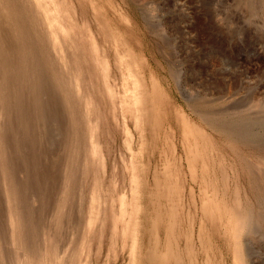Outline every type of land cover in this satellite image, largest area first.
I'll return each instance as SVG.
<instances>
[{
    "label": "rangeland",
    "instance_id": "rangeland-1",
    "mask_svg": "<svg viewBox=\"0 0 264 264\" xmlns=\"http://www.w3.org/2000/svg\"><path fill=\"white\" fill-rule=\"evenodd\" d=\"M66 1L68 4L70 17L72 18L71 20H73L76 25L78 24V31L76 29L71 31L73 32V35L77 37V39H80L78 40V43L80 44V46L78 44L79 50L82 51L83 47V50L86 51H84L85 55L88 53V57L93 56V51L90 52L89 50L91 47H88L90 45L88 42H91V38H93L98 42H96V44L94 43L96 48H98V51H103V53H106L105 51H107L109 54L108 59L110 72L111 75H114L111 77V79H109V81L113 86V93L115 97L112 98L107 93V91L104 92V94L102 92V96L99 94L97 96V93H95V97H93L97 105V114L101 113L103 115L113 113L116 115L115 118L110 117V123L106 126L104 124L101 125L100 122H98L96 129V138L99 140V148H101L100 154L102 153L101 156L103 163V166L100 165L98 168L100 169L98 170L99 173L97 172V184L99 183V186L97 185V188L95 189L91 187L93 183L92 178H94L93 174H87L86 176L82 172H77L75 181L77 184L79 183V185L76 184L75 189L72 190L68 196L69 198L67 203H69L68 205L71 204V206H67V209L70 212L68 213V219L70 218L69 222H72L71 225L78 222V218H81V220L88 218V210H90L89 207H91L92 203L94 205L92 213H94L96 221L92 224L93 227H89L87 229L84 228L83 230L88 234L86 243L87 245L85 246L87 249L84 248L85 250H83L82 253H79L77 256L75 255L76 257L73 256L74 259L72 260L75 261V264H128L130 260L129 248H132V235L135 237L136 244L134 246V258L139 259V254L144 253L146 248L145 245H147L148 241V235H144V232L147 231L146 228L149 227V224L147 225L144 222L146 214L145 210L146 208H150V204L148 205L146 198L149 192L148 185H151L153 172L155 169L159 174L164 171L168 153V159L170 158L169 161L175 163H172L171 166L173 171H175L172 178L175 183H178L180 186V196H174V200L179 203V216L183 220L181 225L182 232H186L191 228L194 230L197 229L199 219L198 216L196 217V215L199 213L198 211L200 208L201 198L214 199L216 201H223L226 203L227 201L234 199L236 196V200L241 208L244 207L248 202L253 210L258 215H260V217H264L263 196L254 191V188L251 185L250 175L247 173L245 168V161L248 160L247 164L250 163L251 166L253 165L257 169V171H253L254 174L256 172V175L253 174L254 177L256 179L259 178L258 180L261 185L264 184V181H262L260 178L263 177L262 174L264 173V162L262 161L264 153L260 150L249 149L247 143L244 144L243 142L244 140H249L252 143H258L259 145L264 146V108H262L264 106V5H262L264 2L261 0ZM102 22L107 23L109 31L111 32L108 40H102L99 36L98 25H100ZM81 27H83V30ZM74 33H76L78 36ZM81 33H84V37L81 35ZM85 37H87L86 40H83ZM79 41H83V44L86 41L87 42L85 43L86 45L84 44V46L81 47V43ZM133 45V49L142 56H145L144 59H146L141 68V74L144 79H149L151 72L154 73L159 85L165 91L166 97L168 96L167 99H169V104H172V106L174 105L175 108L184 111L193 121H196L197 119L196 123L199 124V127L207 133L209 138H211L209 139L208 143L205 142V144H202L193 137L183 140L182 130L179 128L176 129L169 121V114L167 113L168 110H166L165 114H163L164 112L162 111L160 112V114L162 113V117L159 114L161 117L159 118L162 120L159 119L158 121V130L156 133L159 139L157 138L158 141H156L155 144H149V135L147 134L146 129L144 130L145 135L139 137V132L135 129L134 122L132 120L129 121V126L130 129H134L136 131L135 132L133 130L135 135L132 141L123 142L125 141V138L123 139L122 137L125 132L121 127L123 115L122 105H124L125 108L128 105L127 102H124L122 99L123 89L121 88L124 86V88L126 87L132 89V86L130 84L131 78H126L128 74V68L124 57L122 58V61H120L122 76L124 75L125 78V82L123 80V84H121L120 76L118 77L120 73L116 68L117 66L115 65L116 62L114 57L115 53L125 51V49L130 48ZM99 46L100 49L102 48L101 50L99 49ZM104 48L105 50H103ZM94 63H96V65ZM86 66L87 71H85V75L87 76L85 78L86 82L88 83L85 86L88 87L89 91H94L95 89L93 88V81H99L100 83L103 82L101 80L102 76L97 73L98 65L95 60L88 62ZM48 88H51V90L49 94H46L45 100L47 101V96H49L50 101L45 102V100H42V103L44 101L43 105L47 106H44L45 108L42 107L46 111L44 112L42 109L43 114L45 115L43 120L46 118L48 123L49 121L50 123L52 122L51 125L54 127L50 124L48 126L47 120H42L41 125L43 124L44 127L39 125L38 127L40 129H34L31 127L25 128L26 130L30 129L31 131L29 130L28 133L27 130V132L25 131L26 133L24 134L25 129L23 130L19 126L17 129L20 132H13L11 134L12 137L10 136V138L13 140L8 139V141L11 142L8 146L11 149L13 148L12 151L14 157H11L12 159L14 158L13 162L15 163V166L18 164L20 165L22 161V164H25V162L29 164H25L27 169L24 167L25 165H21V167L23 166L25 170L23 167H19V165L16 166V172L17 170L19 171L20 168L23 172H15V177L17 179L22 178L20 179L21 181L18 180V182L22 184L20 186L23 188L24 192H22L24 193L25 197L29 196L28 198H24L28 203L24 201L23 206L26 205L28 207H24L25 214L28 215V225L30 226V224L34 223L37 225L36 228L34 225L31 227H34V230L36 229V235L38 233V237L36 236V239L32 238V240L38 242L37 240L41 239L39 240L40 246H42V242L44 241L41 225L42 223H47L50 221V214H52L54 211V200H56L58 197V195H55L53 192H56L57 189V186H54V184L57 183L56 177H58L60 171L62 172L64 168V161L62 158H60L59 153H63L64 149L62 150V148H64V140L62 143L61 138L66 133L64 126L66 112L62 109V99L58 100L59 96L61 98L59 89L55 85H53V88L51 85H48ZM53 89H56L57 91L54 90L55 92H53ZM145 91H147V89H145ZM50 93H54L56 98H58L57 100L55 99L54 103L57 101V103H59V101L61 102L58 104L59 107L61 106V110L56 107V104H52L53 101L50 98L54 99L55 96L51 95ZM24 94L27 95V93H23L22 99L24 98ZM26 95L24 99H30V95ZM111 99H113L114 104L113 102L111 103ZM188 101H191L192 104L193 102L196 103L198 101L196 104L198 105L199 111L203 109L202 111H206L211 117L216 118L218 116L217 118H220L221 120H219L220 122H223V124H225V121H227L226 123H232L233 125L231 124L230 127L229 125L226 126L234 130L236 135L239 137L240 142L236 141L233 144L236 145L238 143L240 145H236V148L234 149L232 146L233 144H230L228 140L229 138L224 137L222 134L213 133L210 129V126H206L204 123L202 124L195 115L196 113L192 110V112L190 111L189 105H191V102ZM49 102L51 105H56L55 107L59 110L57 111L56 109H53L55 107L52 109L49 108L48 110V107L51 106ZM259 104L262 106H259ZM27 107L29 108V104ZM164 110L165 109H163V111ZM13 111H11L10 114H12ZM59 111H63L64 113V115L62 113V119L64 118V122L61 121L62 119L60 117L61 114L59 115L58 113ZM93 111H95V108ZM215 111H217V114ZM16 112L18 111L15 109V115L13 114L14 116L10 114L8 115L9 119L15 123V128L18 126ZM219 113L220 117L218 115ZM54 114H56V117L57 114L59 115L57 118H55L56 120L50 118V116L55 117L53 116ZM166 114L168 115L166 116ZM58 120L61 121L60 124L58 123ZM55 121L57 123H55ZM60 127H64V132L61 131L62 129H60ZM113 127L115 129H113ZM46 128L49 129L46 130ZM35 132H40L42 135L45 132L47 134L45 133L46 136L43 135V137L40 135V133L36 134ZM19 133H21L22 137L25 136L24 138L26 139L30 137L31 140L29 138L27 139V141L30 140V144L29 141H25L26 139L22 138ZM27 133L31 136H28ZM15 134L19 135L20 137H16ZM48 135L51 139L48 137ZM33 136L37 138L39 136L43 137L42 139H39L41 137L38 138L40 141L37 142L38 145H36V142H32V139H34ZM18 139H20L21 142L18 141ZM139 141H143V144L140 145ZM24 142H27V145H31L32 143V146L27 147ZM42 142L44 144H40ZM85 142L88 145L89 141ZM14 143L19 144L15 145ZM45 145H47V149H50L47 150L46 148H43ZM14 146L16 148L22 147L19 150H16ZM34 146L38 147L34 149ZM189 146H192L193 149H195V153L197 155V159L193 161L191 169L189 168L187 161L183 159L185 158V153L187 150H189ZM26 147L27 150H25ZM30 147L33 149L31 150ZM10 148L8 151L11 152ZM170 148L171 150H175L173 151L174 153H172V151L167 152V150H170ZM24 150L27 151L26 154ZM18 151L24 152L21 154L18 153ZM38 151L39 155L37 153ZM43 151L45 152L43 153ZM48 151L51 153V155L48 154ZM53 151H56L58 155ZM41 152L47 155L45 156L41 154ZM32 153H35V156H32ZM9 154L12 155V152ZM17 154H20L21 157H24L25 155L27 157L22 159ZM48 155L55 156L46 159L47 157H50ZM169 155L176 159L174 160L175 162ZM57 156H59L58 159H60V162L58 160L59 164L57 163L59 165L58 168L60 169L56 167L57 165H53L52 161L54 160H50L55 158L56 161L54 162L56 163ZM122 156L124 160L122 159ZM17 157L19 158L17 159ZM36 158H39L38 161L41 160L42 162L36 161ZM44 158L45 160H43ZM21 159L22 161L20 162L19 160ZM29 159H31L30 162H33H31V166H33L32 168L29 167L30 162L27 161ZM49 160L51 161L50 163H52L51 167L48 165L50 168L47 166V164H50ZM38 164L41 168L38 166ZM254 164H256V166ZM135 165L140 169V172L137 173L138 183L140 185L139 188H135L134 186L131 188L127 185L129 182L128 180H130L129 178H131L132 167ZM253 166L251 167L252 169ZM262 166L263 169H261ZM49 169L50 172L53 170L51 172L52 177L51 173H48ZM260 169L261 171H258ZM55 171H57V174ZM37 172L43 173L40 175ZM35 173L39 176H35ZM46 173H48L50 178ZM23 175L25 176L24 178ZM44 175L47 177L45 178ZM40 176L44 177L41 178ZM37 177L41 178L40 182L46 184L44 185L37 181L39 179ZM45 179H47V182ZM26 180L27 182L29 180L28 183L30 185L25 182ZM33 180L34 182L37 181V183L35 182L37 184V188L31 186L32 184H35L32 182ZM42 180H44V182ZM53 180L56 183L53 184ZM80 180H82L83 183ZM50 181L51 183H48ZM121 181L123 184H125H121ZM51 184L54 186V188L51 186ZM133 185H135V183ZM38 186L40 187V190ZM44 186L49 187L54 191H50V189L47 188L46 193L49 194L45 195V189H41V187L43 188ZM77 187L78 189H76ZM99 187L100 189H98ZM31 189H33V191H31ZM28 190L30 191L28 192ZM81 190L83 192H81ZM94 190H97V192L95 193ZM76 191H80V193ZM50 192L53 193V196H51L52 194H50ZM92 192H94L96 195ZM73 194L78 196L74 197ZM49 195L51 200L48 199L49 197H46ZM0 197L2 198L0 199V205H2L5 199L3 198L1 192ZM92 197H95L93 202H91ZM121 197L126 198V200L132 199L134 206L136 209H138L135 211L131 210V208L128 207L131 205H128L126 207L127 210L125 208L126 213L123 216L120 210L121 204L119 203L121 202ZM52 198L54 199V202L52 201ZM51 202H53V204H51ZM72 203L75 204V208L78 207L76 210L73 209L74 206H72ZM4 204L6 206V202ZM4 204L3 206H0V216L2 218V220L0 219V223L4 227L0 225V228L3 227L2 229L7 232L5 228H7L6 226H8V224L6 221H4L6 219V209ZM162 204H165V201H162ZM2 207H4L3 210L5 211L1 213V211H3ZM49 207L51 210L48 209ZM47 210H49V215L47 214ZM27 211L29 212L26 213ZM73 213L75 215L74 218H76L78 215L76 221L72 216ZM99 215L105 218V220L101 221V223H98L99 220L97 217ZM115 215H117V218H125L126 221L128 220L130 222V225L134 222L133 227L129 226L128 228V231H130L129 239L127 237L125 239L126 241L124 240V242L127 244L122 243L123 241L120 237L121 235H119L123 229V225L121 223L123 219L114 221ZM70 216L73 219H71ZM32 218L35 220L37 219V221H33ZM113 221L116 225L113 224ZM5 222L6 225L4 224ZM110 227H114L115 229H111ZM254 228V232L252 231L251 234H247L244 239L249 248L251 260L254 261V264H264V222L260 223V221H258ZM7 229H9V227ZM67 229L68 228L64 229V233L67 235V238L72 241V238L70 237L71 234H69L70 232H67ZM92 229H94L96 232L92 231ZM113 230L118 231V234L115 236V238L114 236L112 237L111 232H113ZM96 233H98V235ZM197 233L198 231L196 230L195 244L193 245V261L198 262V264H202L203 257H206V253H208L209 256L211 255V257H214L212 256V251H214L218 257H215V260L217 259V263L232 264L231 244L229 243L228 239L227 241L225 240V242H216L209 238L210 236L208 235V229H205L203 239L206 241L208 240L209 245L206 248L205 246L203 248L200 245V240L196 239ZM202 234L203 231L201 235ZM9 246V244L4 246V249H6L5 251H9V248L11 247ZM5 247H7L8 250ZM67 252L70 262L72 261L70 260L71 253L69 251ZM63 255L64 257H67V253H63ZM8 259L11 260L12 258ZM188 261L189 258L186 259V262Z\"/></svg>",
    "mask_w": 264,
    "mask_h": 264
},
{
    "label": "bare ground",
    "instance_id": "bare-ground-1",
    "mask_svg": "<svg viewBox=\"0 0 264 264\" xmlns=\"http://www.w3.org/2000/svg\"><path fill=\"white\" fill-rule=\"evenodd\" d=\"M261 1L264 2V0H261ZM71 19L72 18L70 17L69 10H68V4L66 0H0V192L2 193L3 198L5 199L2 205L0 206H3V204L6 202V206L4 204L6 211L3 210L4 207H2L3 211H1V213L5 211L6 219L4 221H6L8 224V226L6 227L7 228L9 227V229L5 228L7 231L5 232L2 229L4 226L1 225L0 223V225L3 226L0 228V264H75V261L72 260L74 259L73 256L75 255L77 256L79 253H82L83 250L87 249L85 246L87 245L86 243H87L88 234L84 232L83 230L84 228L87 229L89 227H93L92 224L96 222L95 215L94 213H92L94 209V205L92 203L91 207H89L90 210H88L89 211L88 212L89 214L87 216L88 218L82 219L83 221L81 220V218H78L79 219L78 222L73 223L71 225L72 222H69L70 218L68 219V215H69L68 213L70 212L67 209V206L69 207L71 206V204L68 205L69 203H67V201L69 198L68 196L70 195L72 190H74L76 187L77 182L75 181V178L77 176L76 175L77 172H82L86 176L87 174H93L94 178H92L91 176L93 183L91 182L92 185L91 183L90 185L94 189L97 188V185L99 184V183L97 184L98 182L97 172L98 170H100L98 169L99 166L100 165L103 166V163H102V156H101L102 153L100 154L101 148H99L100 147L99 140H97L96 138V134H97L96 129H97L98 122H100L101 125L104 124L106 126L110 123L109 121L110 117L115 118L116 115H114L113 113H112L113 115L111 113L103 114V115L101 113L97 114L96 112L97 105H96V102L94 101V97H95L94 95L95 93H97V96L98 94L102 96V92L104 94V92L107 91V93L112 98L115 97L113 93V86L109 81V79H111V77H113L114 75H111V72H110L109 59H108L109 54L107 53V51H105L106 53H103V51H98V48H96L95 46L97 41H95L93 38L90 37L91 42H88L90 43V45L89 46L87 45L89 48L91 47L89 50L90 52L93 51L92 52L93 54L91 53L93 56L88 57L87 55L88 53L86 55L84 53L85 50H83L82 46H84V44L87 41L86 42L84 41L85 42L84 44H83V41L82 42L79 41L81 43L82 51L79 50L78 40L80 39H77V37L74 36L73 32L71 31L73 29L77 30L78 24L76 25L74 21ZM81 28L83 30V27ZM98 31H99V36L102 40L109 39L111 32L109 31V28L106 22H102L100 25H98ZM83 34L81 33L82 36ZM86 38L87 37H85V39L83 38V40H86ZM133 48H134V45L130 48L125 49V51L117 52L115 53V57H114L115 62H116L115 65L117 66L116 68L120 73L118 77L120 76L121 78V84L125 82L124 75L122 76L121 64H120V61H122V58L124 57L127 63L126 64L127 68H128V74L126 78L127 79L131 78L130 84L132 86V89H129L126 87L124 88V86L121 88L123 89L122 99L124 100V102L126 101L128 105L126 108L124 107V105H122L123 115H122V126L121 127L122 129H124V132H125L124 133L125 137L124 135L122 137L123 139L125 138L124 139L125 141L123 142L132 141L135 135L136 131L133 129L135 131L133 132V130L130 129V126H129V121L132 120L134 122L135 129L139 132L138 133L139 137H142L145 135L144 130L146 129L147 134L149 135V144L150 145L155 144V142L158 141L159 139L157 137L156 132L158 130V121L162 117L161 115L162 113L160 114V112L162 111L164 112L163 114H165L166 110H168L169 112L167 111V113L169 115L166 114V116L167 115L169 116V121L171 122L172 125H174L176 129L179 128L182 130L183 140H186L189 137H193L194 139L200 141L202 144H205V142L208 143L209 139L211 138H209L207 133L202 128L199 127V124L196 123L197 119L196 121H193L189 117V115L186 114L184 111L175 108V106L174 105L172 106V104H169L170 103L168 102L169 99H167L168 96L166 97L165 91L159 85L157 79L155 78L154 73L151 72L149 79H146V80L144 79V77L141 74V68L144 64V61L146 60L144 59L145 56H142L140 53L136 52ZM99 49H100V46H99ZM103 50H105V48ZM92 60H95V62H97L98 72L97 71L95 72L99 73L100 76H102V79L101 78L100 79L103 82L100 83L99 81H93V84H94L93 88L95 90L89 91L88 87L85 86L88 83L86 82L85 77L87 75H85V71H87L86 70L87 63ZM94 64L96 65V63ZM48 85L49 86L51 85L52 88H53V85H55L59 89V94L61 95V98L59 96L58 97L59 99H58L56 98V95L54 93L53 94L50 93L51 95L55 96L54 99L53 98H50V99H52L53 101V103L52 101L51 103L56 104L57 106L56 105L55 106L59 109L61 106L59 107L58 104L61 102L59 101V103H57L58 102L57 101L56 103H54L55 99L56 100L62 99L63 101L62 109L65 110L66 112L65 122L63 120L64 118L62 119L63 111H59L58 113L59 115L61 114L60 117L62 120L61 119L60 120L65 123L64 126L66 129V133L64 136L62 134L63 137L61 138L62 143L64 140V143H63L64 148H62V150L64 149L63 153L58 152L60 154L59 155L60 158H62L64 161V168L62 172L60 171L58 177H56L57 183L53 180L54 181L53 184L56 183L54 184V186L55 185L57 186V189H56L57 194L53 189L52 190L54 191L53 193L55 195H58V197L56 196L57 197L56 200L53 199L54 197L52 198V201L53 200L55 201V205L53 207L54 211L53 212L51 211L52 214H50L51 216L50 221L47 223H42L41 225V231H43L42 236L44 238L43 239L44 241L43 242L40 241L42 242V246H40L39 240L41 239L38 238L39 239L37 240L38 242H36L35 240H32V238L36 239V236L38 235V233L37 235L35 234V232H37L35 231L36 229L35 230L33 229L34 227L36 228L37 225L34 222H31L34 224H30V226L28 225L29 223V220L27 218L28 215L25 214V209H24L26 205L23 206L24 205L23 203L24 201L27 202V200H25L24 198H28L29 196L25 197L23 193L24 192L23 188L22 186H20L22 184L18 182V180L22 178L17 179L15 177L16 175L15 172L17 169L16 166H18L19 164L15 166V163L13 162L14 158L12 159L11 157L13 156V151H12L13 148L11 149L8 146L11 143L10 141H8V139H12L10 138V136L13 132L15 133L16 131V133H18L19 130L17 128H19V126L23 130L29 127L34 128V129L39 128L38 126L41 125L43 117H45V115L43 114L44 109L42 108L45 105H43L44 101L42 103V100H45L46 94L47 93L49 94L51 90V88H48ZM145 89H147V91H145ZM54 90L57 91L56 89H53V92H55ZM23 93H27V95L29 94L31 96V97L29 96L30 99L28 98L24 99L26 95L24 94V98H23L24 100H23L22 99ZM47 97H48L47 101H50L49 96ZM47 101L45 100V102ZM97 101H98V98H97ZM112 102H113V99H111V103ZM188 102H191V101H188ZM196 103L193 102L192 104L191 102V105H189L190 111L192 110L193 112L196 113L195 115L197 116V118L202 124L204 123V125L210 126V129L213 133L222 134L224 137L229 138L228 140L230 144H233L236 141L240 142L239 137L236 135L235 131L229 128L232 123L228 122L229 123L228 124L226 123L227 121H225V124H223V122H220L221 119L219 118L220 119L219 120L217 118L218 116L214 118V117H211L206 111H202L203 109L199 111L198 105ZM28 104H29V108L27 107ZM55 106L51 105L50 107H48V110L49 108L52 109ZM259 106H262V105L259 104ZM56 107L53 109H56L58 111L59 109H57ZM94 108H95V111H93ZM262 108H264V106ZM15 109L18 111L16 112L17 113L16 120L18 121L17 122L18 126L16 125L17 126L16 128H15V123L12 122V120H10L8 117V115L13 110L14 111L10 115L14 114ZM163 109L165 110L163 111ZM44 112L46 111L44 110ZM215 112L217 114V111ZM159 114L161 115V117ZM55 115L56 114H54L53 116ZM59 115L57 114V117ZM218 115L220 117V113ZM57 117L50 116V118L52 119H55ZM44 120H47V119L45 118ZM61 121L58 120V123L60 124ZM47 123H48V120H47ZM55 123L57 122L55 121ZM49 124L51 125L52 122L50 123L49 121L48 126ZM226 125H229V127ZM41 126L44 127L43 124ZM49 128H46V130H48ZM60 129H62L61 131H63L64 127L62 128L60 127ZM113 129L115 128L113 127ZM27 130L29 133L30 129H27ZM27 130L26 129L24 130V134L27 132ZM39 133L40 132L36 134H39ZM45 133L43 135L46 136L47 133L46 134ZM19 134L21 136V133ZM40 135L42 134L40 133ZM17 136L19 135H16V137ZM28 136H31V135L28 134ZM43 137L39 139H42ZM28 138L31 140L30 137ZM33 138L34 139H32V142L33 141L36 143L40 142L37 137L33 136ZM35 138H36V141H35ZM20 139H18V141H20ZM27 139L25 141H27ZM30 140H28L29 144H30ZM85 141H89L88 145L86 144ZM27 142H24V143L26 144ZM43 142L40 144H44ZM243 142L244 144L247 143V145L249 146L248 147L249 149L260 150V151H263L264 153V146L259 145L258 143H252L249 140L247 141L244 140ZM16 144H19V143H16ZM29 144L28 145L26 144L27 147L32 146V143L31 145ZM139 144L140 145L143 144V141H139ZM36 145H38V143ZM236 145H240V144L237 143ZM236 145L235 144L232 145L234 149L236 148ZM46 146L47 145H45V147L43 148H46ZM48 146H49V143H48ZM8 147L11 149L12 155L9 154L11 152L8 151L9 149ZM21 147L19 148L15 147V149L19 150ZM27 147L25 150H27ZM37 147L34 146L33 148L35 149ZM33 148L30 147L31 150ZM24 151L22 152L18 151V153L22 154ZM170 151L174 153L173 151L175 150L173 149L171 150V148L170 150H167V152H170ZM44 152L45 151H43V153ZM53 152L57 154L56 151H53ZM26 153L27 151H25V154ZM37 153L39 155V151ZM43 153L41 152V154ZM48 154L51 155L49 151H48ZM168 154L166 158L167 160L165 164L166 166L164 167V171L159 174L158 171H156L155 169V171L153 172L151 185H148L149 192L146 198L148 201V205L150 204V208L149 209L146 208L145 210L146 214H145L144 222L147 225L149 224V227L146 228L147 231L144 232V235H148V241H147V245H145L146 246L145 251L144 253L139 254V259L134 258V253H135L134 246L136 244H135V237L134 235H132V242H131L132 248H129V251H130L129 259L130 260L128 264H198V262L193 261V255H194L193 245L195 244V236H196L195 234L197 230L198 233H197L196 239L200 240L201 242L200 245L203 248L204 246L206 248L209 244H208V240L206 241L203 239V236L205 234V229H208V235L210 236L209 238L213 239L216 242H225V240L227 241L228 239L229 243L231 244V251H232V257H231L232 262L231 263L232 264H254V261L251 260V253L249 251V248L244 238L247 234L249 233L251 234L252 231L254 232V229H255L254 227L258 223V221H260V223L264 222V217L262 216L260 217V215H258L253 210V208L250 206L248 202L244 207L241 208L236 200V196L234 197V199L227 201L228 203L227 202L225 203L223 201H216L214 199L201 198L200 208L198 211L199 213H197L196 215V217L198 216V219H199V224H198L197 229L194 230L193 228H191L186 232H182L181 225H182L183 220L179 216L180 214L178 211L179 203L174 200V196H180L179 194L180 186L178 183H175V181L172 178L173 173L175 171H173V168L171 167L173 162L169 161L170 158L168 159ZM17 155L21 157L20 154H17ZM33 155L35 156V153H32V156ZM54 156L47 157L46 159H49ZM59 156H57L56 163L54 162L56 161L55 158L50 159V160H54L52 161L53 165L54 164L57 165L56 166L57 168L59 166L58 160L60 162V159H58ZM19 157H17V159ZM25 157L27 156L25 155L24 157L22 156L21 158L25 159ZM38 157L41 158L40 156ZM170 157L172 158V156ZM22 159L19 161L21 162ZM38 159L36 161H38ZM122 159H123V156H122ZM183 159L187 161V164L189 168L191 169L193 161L197 159L195 149H193L192 146H189V150H187V152L185 153V158ZM30 160L31 159L27 161L30 162ZM43 160H45V158ZM50 160H49V163L51 162ZM172 160L174 161L176 159H174L173 157ZM247 161H245V168H246L247 173L250 175L251 185L254 188V191L261 194L264 199V195H263L264 184L261 185V183L258 180L259 178L257 177L258 179H256L254 177V175H256V172L254 174L253 171L254 170L257 171V169L253 165H252L253 166V169H252L251 168L252 166L250 165V163L247 164ZM262 161L264 162V155L262 157ZM22 162L19 165V167H21V165L28 164L26 162L25 164H22ZM31 162H30L29 167L32 168L33 166H31L32 165ZM26 165L24 166L25 168H26ZM48 165H50L51 167L52 163L47 164V166ZM136 165L134 167L131 166L132 174H131V178H129L130 180H128L129 182L127 183V185L131 188L133 186L135 188L140 187L138 183V178H137L138 177L137 173L140 172V169ZM254 165L256 166V164ZM38 166L40 167L39 164ZM21 168L19 171H21ZM261 169H263V166ZM261 169L258 171H261ZM19 171L17 170V172ZM47 171H44V172H47ZM57 171H55L56 174H57ZM22 172L23 171H21V173ZM51 172L49 169L48 173L50 174ZM29 173H32V172H29ZM37 173L41 175L43 172H37ZM48 173L46 174L48 175ZM35 176H39V175H36L35 173ZM262 176L264 177V173L262 174ZM24 177L25 176L23 175V178ZM46 177L47 176H45V178ZM51 177H52V173H51ZM263 177H260L262 181H264ZM41 178H39L38 180L36 179V180L40 182ZM47 179H45V181ZM37 181L35 182L37 183ZM42 181L44 182V180ZM51 181L48 183H51ZM25 182H27V180ZM28 182L27 184H29ZM32 182L35 183L34 180ZM40 183L44 184L42 182ZM134 183L135 185H133ZM35 184H32L31 186L36 187L37 184L36 185ZM121 184H123L122 181H121ZM77 185H79V183ZM51 186L53 185L51 184ZM45 187L46 186H44L43 188L41 187V189H45L44 194L46 195V194H49V193H46V190L49 187H46V188ZM76 189H78V187ZM98 189H100V187ZM39 190H40V187H39ZM52 190L50 189V191ZM29 191L30 190H28V192ZM31 191H33V189H31ZM76 192L80 193V191H76ZM81 192L83 191L81 190ZM94 192L96 193L97 190L96 191L94 190ZM94 192L92 193L95 194ZM53 193L50 192V194H52L51 196H53ZM77 196L78 195L76 196L74 195V197H77ZM1 197L0 199H2ZM46 197H49L48 199L51 200L50 195ZM93 200H95V197H92L91 202H93ZM120 201H121L119 202L121 204L120 210L123 216L126 213L125 208L128 205H131V206H128L131 208V210L135 211L138 209V208L136 209V207L134 206L132 199L126 200V198L121 197ZM162 201H165V204H162ZM53 202H51V204H53ZM74 205L75 204H73L72 206ZM50 207L48 209H50ZM76 208L74 206L73 209L76 210ZM47 211H48L47 214L49 215V210ZM28 212L29 211H27L26 213ZM74 213L72 215L73 218L75 217ZM77 216L76 218H74L75 221L77 219ZM2 217H3V214H2ZM73 218L71 217V219ZM0 219L2 220L1 216H0ZM97 219L99 220L98 223L99 222L101 223V221L105 220V218L102 217L101 215H99ZM122 219L123 221L121 223L123 225L122 226L123 229L119 235H121L120 237L122 238V241H123L122 243L127 244L126 242H124V240L127 237L129 239L130 231H128V228L129 226L133 227L134 222L130 225V222L128 220L126 221L125 218H122ZM122 219L117 218V215H115L114 221L116 220L119 221ZM32 220L34 221L35 219L32 218ZM35 221H37V219ZM114 221H113V224H115ZM6 222L4 223L5 225H6ZM33 225L34 227L31 228ZM135 225H136V222H135ZM65 228H68L67 232L68 233L70 232L69 234H71L70 237L72 238V241H70L69 238H67V235H65L64 233ZM95 230L92 229V231H95ZM202 231H203V234L201 235ZM111 233H112V237L114 236L115 238V236H117L118 234V231L113 230V232ZM96 234L98 235V233ZM6 244L7 245L9 244L12 247L11 248L9 246L10 247L9 251H5L6 249H4V246ZM13 244H14V247H13ZM67 251L71 253L70 260H72L73 262L72 261L69 262ZM63 253H67V257L66 256L64 257ZM212 253H213L212 256L214 257H211V255L209 256V254L206 253V257H203L202 264H220V263H217L216 261L217 259L215 260V257H217L216 252L212 251ZM8 258H12V259L9 260ZM188 258H189V261L186 262V259Z\"/></svg>",
    "mask_w": 264,
    "mask_h": 264
}]
</instances>
